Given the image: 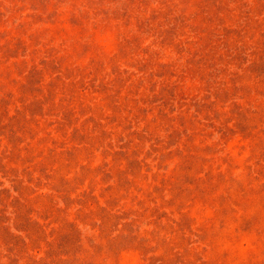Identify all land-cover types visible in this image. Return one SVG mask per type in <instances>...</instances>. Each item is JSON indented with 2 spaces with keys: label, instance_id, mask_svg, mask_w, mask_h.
<instances>
[{
  "label": "rangeland",
  "instance_id": "rangeland-1",
  "mask_svg": "<svg viewBox=\"0 0 264 264\" xmlns=\"http://www.w3.org/2000/svg\"><path fill=\"white\" fill-rule=\"evenodd\" d=\"M0 264H264V0H0Z\"/></svg>",
  "mask_w": 264,
  "mask_h": 264
},
{
  "label": "trees",
  "instance_id": "trees-1",
  "mask_svg": "<svg viewBox=\"0 0 264 264\" xmlns=\"http://www.w3.org/2000/svg\"><path fill=\"white\" fill-rule=\"evenodd\" d=\"M125 212H121L120 209H115V210H111L110 211V214L112 216H115V217H120L121 215H123Z\"/></svg>",
  "mask_w": 264,
  "mask_h": 264
}]
</instances>
